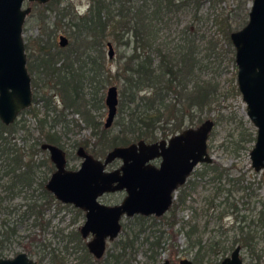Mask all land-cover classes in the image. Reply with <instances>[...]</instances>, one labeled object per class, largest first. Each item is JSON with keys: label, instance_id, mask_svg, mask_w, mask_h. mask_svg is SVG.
<instances>
[{"label": "trees", "instance_id": "1", "mask_svg": "<svg viewBox=\"0 0 264 264\" xmlns=\"http://www.w3.org/2000/svg\"><path fill=\"white\" fill-rule=\"evenodd\" d=\"M53 1L50 3L56 4L55 8L48 5L47 8L59 11L63 18L67 17L71 21L69 31L75 39V48L66 53L57 49L52 51L46 49V41H38L40 50L35 59L30 60V71L32 74H39L38 79H33L34 88L37 89L34 103L41 92L40 100L45 113L41 116L35 105L21 113L23 115L28 113L37 120L36 137L27 126L25 117L17 119L11 125H5L0 120V255H6L11 251L10 245L18 235L16 224L9 223L8 216L20 210L17 205L11 203L12 199L28 193V199L21 206L23 210L20 220H32V225L43 232L51 224V219L46 218V213L56 204H61L46 188L49 176L46 174L38 178L37 169L45 162H37L36 156L45 151L42 148L44 143L64 148L62 138L69 132L72 123V120L66 117L65 111L71 110L80 114L86 125L91 128V141L85 140L84 145H81L87 150L91 147L89 152L96 157H100L99 152L106 155L118 145H128L140 139L153 142L158 139L157 133L166 137L191 127L195 121L203 122V114L211 112L219 99L220 87L215 77L202 75L199 47L203 42L207 50L213 49L214 52L218 46L220 49L222 47L221 55L236 64L235 48H231L233 43L230 34L248 22L252 3V0H233L237 2L238 8L237 13H231L227 8L218 5L225 0H91L86 14L79 16L70 5L60 8L61 1ZM205 6H208L206 12L203 10ZM181 13H188L190 21L178 30V40L175 42L169 39L170 36H163L161 33L168 30L174 18H177L178 24L181 21V18H178ZM205 21H212L216 27L210 38H207V35L201 36L196 27V23ZM53 26L57 27V21ZM126 33L129 38L125 41ZM46 35H49V32ZM108 37H114L119 43L128 46L132 44V54L125 58L123 66L112 75L109 73L110 70H105L103 62L102 47ZM48 44L55 42L48 41ZM112 79L118 80V94L121 97L116 120L119 130L116 132H113L111 127L107 128L105 124L101 126L95 114V111L105 107L104 90ZM231 82L232 91L240 93L237 72L234 73ZM55 93L60 96L63 109H59L54 103ZM221 121L220 116L215 119L216 124H220ZM76 125H79L78 121ZM59 126L62 134L58 130ZM253 128L254 130L245 128L251 130L248 137L244 136L247 134L244 131L239 133L240 143L256 141L257 130ZM21 130L24 133L23 145H19L15 138V134ZM202 164L203 169L196 171L195 175L204 177L212 174L211 180L216 184L213 199H216L225 190L223 185L218 184L227 174V169L214 162ZM50 171H53L52 167L49 168L48 172ZM230 183L234 187L248 189V186L240 181ZM196 184V180L189 178L187 183L179 188L169 211L171 215L168 219L172 217L167 223L169 226L174 227L178 223L177 214ZM238 187L236 189H239ZM227 190V197H224L222 203H225L227 209L238 210L235 202L231 200L234 189ZM245 196L251 195L247 193ZM212 205L213 200L208 203V207ZM79 214L78 218L83 217L80 210ZM224 215L225 210L219 214V219L221 220ZM150 217L156 218L135 215L134 220L140 225L141 221L144 222ZM164 217L166 216H162V219H165ZM242 219L245 217L242 216ZM260 219L264 221V215L261 214ZM188 225L186 236L193 241L192 234L197 233L198 228L195 224ZM144 226V223H141L140 231L131 235L127 229L128 225H123V236L116 241L111 252L108 250V264L135 263L132 261L136 257V241L138 235L145 232ZM240 230L247 234L244 235L245 240L241 242L239 238L234 242L252 250L254 235L252 236L251 230L244 231L243 226H240ZM76 232L77 239L72 237L66 241L69 234H65L61 228L55 231V237L60 242L66 241L65 249L60 250L62 252L50 247L51 242L43 243L37 234L33 235L25 252L29 256L42 255L45 252L43 259L45 256L48 257L47 264H64L65 255L72 252L77 253L79 264H99L102 259L94 258L82 241L80 232L78 230ZM163 234L164 231L157 233L152 230L144 243H149V248L154 251L155 247H161ZM71 242L74 244L71 245ZM193 245L202 249L201 239L198 238ZM70 248L73 250L70 251ZM200 251L197 252L199 253L197 256L200 255ZM157 254L149 256L151 263L156 262ZM201 258H197L196 261L200 262Z\"/></svg>", "mask_w": 264, "mask_h": 264}, {"label": "rangeland", "instance_id": "2", "mask_svg": "<svg viewBox=\"0 0 264 264\" xmlns=\"http://www.w3.org/2000/svg\"><path fill=\"white\" fill-rule=\"evenodd\" d=\"M60 1V8L64 5H70L74 12L79 16L86 14L91 4V0ZM47 5L53 9L56 6V4L51 5V3H25V6L32 7V12L27 16L23 28L25 44L26 46L27 44L29 45L26 50L29 60L30 55L32 59H35L39 53L38 51L40 48L38 41L41 40L46 41L47 48H45L52 51L57 49L66 53L68 51L71 52L73 48H75V39L70 35L69 31V23L71 21L67 17L63 18L59 11L50 10L49 7L47 8ZM218 5L227 8V10L231 13H237L236 9L238 8V5L236 1L225 0L221 1ZM220 6H218L219 9L221 8ZM203 10L206 12L208 10V6L203 7ZM179 17L181 18V21L178 19V24L177 18H174L173 23H170L168 30L161 33L163 36H170L169 39L175 40V42L178 40V30L190 21V15L188 13H181L178 18ZM55 21H57V27L53 26ZM196 27L198 28L199 34L201 36L207 35V38L212 37L213 32L216 29V27L212 24V21H205L204 23L198 22L196 23ZM47 32H49V35H46ZM50 35L54 36L51 37ZM61 35L68 37L69 41L66 48L61 47L59 44ZM128 38V34L126 33L124 40L126 41ZM48 41L51 43L55 42V44L50 45L48 44ZM108 41H111L114 45L115 55L113 58H110L108 55ZM224 42L225 41L223 39V45ZM225 45L228 48L226 43ZM231 48L234 49V45L231 46ZM102 49L104 57L103 62L106 66L105 70H110L109 73L111 75L116 74L118 69L125 63V58L132 54V44L131 46H128L124 43H119V41L115 40L114 37L106 38ZM220 50H222V47L220 49L219 46L216 48V52H214L213 49L207 50L204 42L199 47L203 67L201 71L202 75L215 77L220 87L218 101L214 104L211 112L203 114V119L212 118L215 120L219 116L222 117V121L220 124H216L214 126L210 135L208 150L213 157V162L227 169V174L222 177L221 183L218 184V186H220V184L223 185L225 190L216 199H213L216 184L211 180L212 174L205 175L204 177H197L195 175L196 171H201L203 169V164H199L190 177L193 180H196V187L192 190L191 194L188 195L185 205L179 210L177 214L179 221L174 227L167 224L172 219V217L168 219L171 215L169 212L165 214V219L154 216L156 218L150 217L144 222L141 221V223H144L145 225V232L138 235L136 241V257L132 263L137 262L140 264H153L151 263V258L149 256L158 253L155 263H160L166 259H169L170 261H178L181 258L187 257L195 261V264H220L219 262L223 260L224 257L229 256L237 245H241L238 242H234L236 239L240 238L242 240L241 242L245 240L244 235L247 234L240 230V226H243L244 231L250 232L251 230L252 236L254 235L252 240V250H250L249 247L242 246L240 255L241 258H243V264H264V221H261L260 219L261 214L264 215V176L262 170L257 171L252 165L250 153L256 141L245 142L243 144L242 142L240 143L239 138V136L241 137V135H239L241 131L247 133L244 136L248 137V132L251 130H246L245 128L254 130L253 127L255 126L247 115V104L244 101L241 92L235 93L232 91L231 79H233L234 73L238 70L237 64L230 62L228 58L222 56ZM30 74L32 77L33 96L35 97L37 89L35 90L34 88L33 79H38L39 74H32L31 71ZM112 85L117 86L119 90L118 80L112 79V82L109 83L104 90L105 99L107 90ZM40 96L41 92L38 93L35 103L33 97L32 105L36 106L42 116L44 115L45 110L43 108L42 100H40ZM118 96L120 99V95ZM54 103L57 104L59 109L64 108L60 96L56 93L54 96ZM119 108L120 107L118 105L116 117L110 126L113 132L119 130V127L116 125ZM65 114L68 119L72 120V123L70 124L69 132L63 135L62 143L64 145V149L69 153L68 166L70 168H78L82 159L76 154V150L79 145H84L85 140L91 141L90 138L92 130L86 125L80 114L74 113L71 110H66ZM95 114L97 116V120L100 122V125L104 126L108 115L106 102L105 107H101L95 111ZM23 117H25L27 126L32 132H34L36 137L38 134V130L36 129L37 120L28 113L24 115L20 114L18 120ZM77 121L79 125H76ZM200 123L201 122L195 121L192 126L196 127ZM58 130H61L60 126L58 127ZM157 135V140H159L161 138H168L172 134H169L166 137H162L159 133H157ZM15 138L19 145H23L24 133L22 130L15 134ZM88 149V151L91 152V147ZM99 154L100 158L105 157L103 152H99ZM36 160L37 162H47L42 163L41 167L37 169L38 178L46 174L50 177L51 171H48L50 167L49 164L52 163L49 159V152L41 151L36 156ZM120 164L121 160H115L107 168L114 169ZM229 179L232 180L229 181ZM232 181H240L243 185H247L248 189L238 186L234 187L230 183ZM237 187L239 189H236ZM228 188L234 189L231 200L235 202L238 210L232 211L231 209H227L225 203H222L224 197H227ZM29 192L31 193L32 191L30 190ZM247 193L251 196H245ZM27 194L28 193L20 194L11 200V203L14 206L17 205L20 208V210L8 216L9 223L16 224L18 235L15 236L13 243L10 245L11 251L6 253V255H0L1 257L11 258L20 252H25V249L29 247L31 243V238L35 234H37L38 239L43 243L51 242L50 247H55L57 252H62L65 249L64 243L69 238L74 237V239H77V236H75L77 233L76 230H78L83 224L84 217H77L79 211L72 204H64L61 202V204H56L53 209L49 210L46 213V218L51 219V224L44 232L40 231V228L32 225V220L30 219L27 221H21L20 214L23 210L21 206L24 205L28 199ZM124 196L125 193L122 192L110 193L104 195L102 200L107 204H115L121 202ZM211 200H213V205L208 207V203L211 202ZM221 210H225V215L220 220L219 214L222 212ZM242 216L245 217L244 220L242 219ZM137 222V220H134V217H124L122 220L123 225H128L127 229L131 235L138 233L141 229V223L139 225L136 224ZM189 223L195 224L198 228L197 233L192 234L193 241H190L186 236V231L189 230ZM60 228L64 230L65 234H69L66 241L60 242L59 239L55 237V231ZM152 230L157 231V233L164 231L161 240V247H155L154 251L149 248V243H144L146 236L149 233H152ZM122 236L123 231L116 239L108 242L105 255L101 258L102 260L99 264H108V250L111 252L112 248L116 245V241ZM198 238L201 239L202 249H200L199 246L193 245V242ZM73 244L74 242L71 243V245ZM72 250L73 249L70 248V251ZM199 250H201L200 255L197 256L196 254H199L197 253ZM44 253L45 252H43V254ZM43 254H32L31 257L35 259L38 264H47L48 257L45 256V259H43ZM64 258V264H79L77 253L72 252L71 254H66ZM197 258H201V261L197 262Z\"/></svg>", "mask_w": 264, "mask_h": 264}, {"label": "water", "instance_id": "3", "mask_svg": "<svg viewBox=\"0 0 264 264\" xmlns=\"http://www.w3.org/2000/svg\"><path fill=\"white\" fill-rule=\"evenodd\" d=\"M50 0H0V120L13 124L22 111L33 104L32 78L27 68V53L23 28L32 7L25 2L46 4ZM235 47L237 83L247 104V115L257 134L251 150L252 165L264 176V0H252L248 22L230 34ZM68 38L60 36V44ZM108 55H115L114 45L107 43ZM118 88L107 90L108 115L105 126L109 128L117 114ZM216 122L207 118L196 127L154 142L140 139L128 145H118L104 158L96 157L85 147L77 149L83 161L78 169L67 167L65 150L51 143L42 148L50 154L56 170L46 183V188L65 204H72L86 212L80 227L84 238L92 234L87 246L95 258L105 255L108 241L116 239L122 231L124 217L135 215H164L172 206L180 186L184 185L202 163H212L208 141ZM161 158L157 166L153 161ZM115 160L121 164L107 167ZM125 192L120 203L106 204L100 199L105 194ZM241 246H237L221 264H243ZM0 264H38L27 252L11 258L0 256ZM134 264H140L135 262ZM155 264H194L190 258L180 262L166 259Z\"/></svg>", "mask_w": 264, "mask_h": 264}, {"label": "flooded vegetation", "instance_id": "4", "mask_svg": "<svg viewBox=\"0 0 264 264\" xmlns=\"http://www.w3.org/2000/svg\"><path fill=\"white\" fill-rule=\"evenodd\" d=\"M51 1H52V0H50L48 3H50ZM25 3H26V2H25ZM33 3H36V2H33ZM48 3H46V4H48ZM38 4H39V3H38ZM24 6H25V5H24ZM25 7H29V6H25ZM31 12H32V11H31ZM66 37H67V36H66ZM67 38H68V37H67ZM24 42H25V40H24ZM108 42H109V41H108ZM108 42H107V43H108ZM59 44H60V41H59ZM60 46L63 47V48H66V47L68 46V44H66V45H61V44H60ZM27 47H29V45L27 44V46H26V44H25V48H26V50H27ZM59 51H61V50H59ZM26 53H27V51H26ZM30 60H31V55H30ZM30 60H29V57H28V55H27V68H28V71L30 70ZM29 73H30V71H29ZM30 75H31V74H30ZM31 78H32V77H31ZM173 135H174V134H173ZM171 136H172V135H171ZM168 138H169V137H168ZM168 138H161V139H168ZM161 139H159V140H161ZM156 141H158V140H156ZM135 142H137V141H135ZM147 142H148V141H147ZM153 142H154V141H153ZM132 143H133V142H132ZM81 146H83V145H79V147H81ZM79 147H78V148H79ZM83 147H84V146H83ZM78 148H77V149H78ZM63 149H64V148H63ZM85 149H86V148H85ZM43 150H44V149H43ZM64 150H65V149H64ZM86 150H87V149H86ZM45 151H47V150H45ZM87 151H88V150H87ZM65 152H66V157H67V161H68L69 153H68L66 150H65ZM76 154H77V150H76ZM78 156H79V155H78ZM79 157H80V156H79ZM80 158H81V157H80ZM49 159H50V154H49ZM81 159H82V158H81ZM47 161H49V160H47ZM50 161H51L52 164H49V165H50L49 168H50V169H51V167L53 168V171L51 172V175H52V173L56 170V165L52 162L51 159H50ZM82 161H83V159H82ZM82 161H81V163H82ZM43 162L47 163L46 161H43ZM160 162H161V158H157V159H155V160L153 161V163L156 164L157 166L160 164ZM48 163H49V162H48ZM80 166H81V164H80ZM80 166H79V167H80ZM67 167H68L69 169H74V170L79 168V167H78V168H70V167L68 166V163H67ZM194 171H195V170H194ZM194 171H193V172H194ZM193 172H192V174H193ZM192 174H191V175H192ZM51 175H50V176H51ZM191 175L189 176V178L191 177ZM189 178L187 179V181L189 180ZM49 179H50V177H49ZM49 179H48V180H49ZM187 181H186V183H187ZM47 182H48V181H47ZM186 183H185V184H186ZM182 186H183V185H182ZM180 187H181V186H180ZM180 187H179V188H180ZM178 190H179V189H178ZM177 192H178V191H177ZM115 193H116V192H115ZM122 193H125V192H122ZM108 194H110V193H108ZM105 195H106V194H105ZM176 197H177V193H176ZM176 197H175V199H176ZM175 199H174V201H175ZM56 200H58V199L56 198ZM100 200H101L103 203H106V202H104V201L102 200V197H101ZM58 201H59V200H58ZM59 202L61 203V201H59ZM62 203H63V202H62ZM119 203H120V202H119ZM64 204H65V203H64ZM106 204H107V203H106ZM115 204H117V203H115ZM173 204H174V202H173ZM173 204H172V206H173ZM112 205H114V204H112ZM73 206H74V205H73ZM172 206L170 207V209H169L167 212H169V211L171 210ZM76 208H77V207H76ZM77 209H78V211H79V210L81 211V215L83 214L84 222H85V220H86V212H85L84 210L80 209V208H77ZM167 212H166V213H167ZM78 213H79V212H78ZM166 213H165V214H166ZM165 214H164V215H165ZM79 215H80V214H79ZM164 215H162V216H164ZM162 216H160V217H162ZM83 217H82V218H83ZM133 217H134V216H133ZM147 217H148V216H147ZM156 217H157V216H156ZM128 218H130V217H128ZM84 222H83V224H84ZM83 224H82V225H83ZM82 225H81V226H82ZM81 226H80V227H81ZM122 229H123V223H122ZM78 231L80 232V228L78 229ZM121 232H122V231H121ZM120 234H121V233H120ZM120 234H119V235H120ZM80 235H81V239H82V241H83L86 245H87L88 241L93 237L92 234H90L88 238H84V237L82 236L81 232H80ZM84 240H85L86 242H85ZM76 242H77V241H76ZM108 242H110V241H108ZM71 243H73V242H71ZM237 246H238V245H237ZM237 246H236V247H237ZM239 246H241V245H239ZM236 247H235V248H236ZM87 248H88V246H87ZM235 248H234V249H235ZM241 249H242V246H241ZM88 250H89V249H88ZM89 252H90V251H89ZM240 252H241V251H240ZM92 255H93V254H92ZM230 255H231V254H230ZM230 255H229V256H230ZM93 256H94V255H93ZM240 256H241V255H240ZM226 257H228V256H226ZM226 257H224L223 260H224ZM94 258H95V257H94ZM100 259H101V258H100ZM181 259H182V258H181ZM181 259H180V260H181ZM180 260H178V261H172V262H178V263H179ZM191 260H192V259H191ZM223 260H221L219 263L221 264V262H222ZM242 260H243V258H242ZM192 261H193V260H192ZM193 263H194V261H193ZM154 264H155V263H154ZM194 264H195V263H194Z\"/></svg>", "mask_w": 264, "mask_h": 264}]
</instances>
